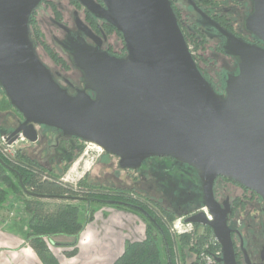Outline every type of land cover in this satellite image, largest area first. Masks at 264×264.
I'll list each match as a JSON object with an SVG mask.
<instances>
[{
	"label": "water",
	"instance_id": "water-1",
	"mask_svg": "<svg viewBox=\"0 0 264 264\" xmlns=\"http://www.w3.org/2000/svg\"><path fill=\"white\" fill-rule=\"evenodd\" d=\"M41 1L0 0V85L24 118L8 134L9 143L21 136L36 142L39 124L99 145L119 157L122 168L138 169L152 157L192 168L214 219L197 212L185 221L211 228L222 246L218 262L236 264L227 211L217 205L214 183L228 177L264 198V48L223 31L240 72L229 75L220 94L200 71L170 0H102L105 8L80 0L123 34L127 55L80 42L73 57L84 88L72 95L30 38V17ZM254 1L247 23L264 42V0ZM0 164L22 182L2 156Z\"/></svg>",
	"mask_w": 264,
	"mask_h": 264
},
{
	"label": "flooded vegetation",
	"instance_id": "flooded-vegetation-1",
	"mask_svg": "<svg viewBox=\"0 0 264 264\" xmlns=\"http://www.w3.org/2000/svg\"><path fill=\"white\" fill-rule=\"evenodd\" d=\"M93 1L105 8L102 0ZM170 1L184 36L187 32V34H194L201 38L215 41L221 53L233 60L231 71L223 73L218 79L220 84H225V88L229 75H237L240 70L239 57L226 50L229 42L223 31L251 45L264 48V42L250 30L247 23L255 10L254 0ZM42 5L51 8L54 12V15L51 16V23L54 27L51 36L55 46L62 53L59 54L50 46L49 49H51L53 57L51 54L44 53L42 55L40 51L38 52V48L42 43L40 41V32L34 25L38 22V9ZM66 13L71 14V20L65 18ZM29 32L37 56L50 69L54 79L72 95L77 94L84 88V73L77 67L73 57L77 47L80 46V42H84L88 46L98 48L100 52H106L115 57L127 55L123 34L104 18L90 11L80 0H68V6L65 8L63 7V0H42L31 14ZM44 57L49 58L53 66H49ZM57 63L61 65L59 66ZM197 65L214 87L215 83L206 70L198 62ZM65 67L66 69L73 67L78 72L79 80L74 81L69 78L64 71ZM217 92L220 93L219 91ZM23 121L24 118L19 122V125ZM39 126L44 125L35 124L37 131ZM54 129L58 131L57 142L66 137L82 140L78 137L64 135L61 130ZM21 138L22 136L18 140ZM31 160L36 161L34 159ZM40 164L45 167L42 163ZM198 190H200V193L196 192L192 197V201L197 207L193 213H205L203 208L206 205L201 182ZM214 197L217 205L227 211V224L231 229L236 264H264V198L257 192L224 176H218L215 180ZM202 202L204 204L200 206ZM208 211L212 219H214L209 208Z\"/></svg>",
	"mask_w": 264,
	"mask_h": 264
},
{
	"label": "rangeland",
	"instance_id": "rangeland-1",
	"mask_svg": "<svg viewBox=\"0 0 264 264\" xmlns=\"http://www.w3.org/2000/svg\"><path fill=\"white\" fill-rule=\"evenodd\" d=\"M68 6V0H63V7ZM54 12L51 8L42 5L38 9V22L35 26L40 32L41 45L38 48L40 54H51L52 49L59 54L60 49L55 46L52 39L54 27L51 23V16ZM71 14L66 13L65 18L71 20ZM188 45L198 64L206 70L207 74L215 83V89L225 93V84H220L218 79L223 73L231 71L233 60L221 53L215 41L201 38L198 35L185 33ZM53 51V50H52ZM53 57V55H52ZM49 66L52 61L44 57ZM59 66L60 63H57ZM67 76L74 81L79 80L78 72L73 67L64 69ZM84 81V79H83ZM23 116L15 109L6 96L0 85V140L8 136L17 128ZM39 139L31 142L24 136L11 146L5 145L3 155L7 160L17 159L18 156H25L42 163L45 168L75 188L79 184L83 187H98L108 190H135L142 197L152 200L155 204L169 209L176 217L169 222V229L173 222L180 218L184 220L197 208L193 201V194H196L200 179L197 173L190 167L169 157H152L147 159L138 169H126L119 165V157L107 153L99 148L100 146L76 138H62L57 142L58 131L52 127L39 126ZM7 149V150H6ZM79 162L76 171L73 166ZM87 166V167H86ZM78 172V173H77ZM70 175V176H69ZM0 186H4L0 181ZM31 196L24 193L18 195L9 192L7 199L0 205L1 212H5L9 218H21L19 213L25 210L24 200ZM51 205L62 202H71L82 207V220L88 221L94 216L96 209L106 208L99 203L88 204V202L70 199L47 200ZM26 220V218H24ZM197 232L204 229L194 226ZM170 232L178 239L179 235ZM62 240L63 238H59ZM50 244V242H48ZM74 248L71 247L70 250ZM179 262H181V251L178 244L175 246ZM188 261L194 260L195 254L186 250ZM182 264V263H181Z\"/></svg>",
	"mask_w": 264,
	"mask_h": 264
},
{
	"label": "trees",
	"instance_id": "trees-1",
	"mask_svg": "<svg viewBox=\"0 0 264 264\" xmlns=\"http://www.w3.org/2000/svg\"><path fill=\"white\" fill-rule=\"evenodd\" d=\"M0 156L20 172L22 179L21 182L17 174L9 172L0 164V181L4 185L0 186V205L7 199L9 192L18 195L26 193L31 196L30 199L24 200L27 214V230L24 236L43 264H61L50 249L48 242L53 241L56 236L66 235L75 238V242L68 245H76L85 226L80 205L71 202L51 205L46 202L54 199L80 200L88 204H108L112 207L129 209L144 219L146 222L145 239L127 241L123 253L112 264H177L176 244L182 253V264H199L197 247L192 244L191 235H180L177 239L170 232L169 222L176 217L174 212L142 197L135 190H106L91 186L83 187L80 184L78 188H75L65 182L61 175L54 174L28 157L18 156L17 159L7 160L1 152ZM23 186L29 192H25ZM197 193H200V190H197ZM203 204L202 202L200 206ZM139 207L144 208L157 223L153 222ZM207 229L209 232L212 231L209 227ZM199 241L201 243V240ZM186 250L195 254L194 260L188 261ZM76 252L77 249L74 247L73 250H66L65 254L73 256Z\"/></svg>",
	"mask_w": 264,
	"mask_h": 264
},
{
	"label": "crops",
	"instance_id": "crops-1",
	"mask_svg": "<svg viewBox=\"0 0 264 264\" xmlns=\"http://www.w3.org/2000/svg\"><path fill=\"white\" fill-rule=\"evenodd\" d=\"M27 218L26 211L19 213ZM0 210V264H43L35 250L25 239L26 220L7 218ZM146 237V222L137 213L123 208L106 206L96 209L85 222L76 245L72 236H56L49 247L61 264H112L124 251L127 241ZM59 238H63L60 240ZM76 247L73 256L66 250Z\"/></svg>",
	"mask_w": 264,
	"mask_h": 264
},
{
	"label": "built area",
	"instance_id": "built-area-1",
	"mask_svg": "<svg viewBox=\"0 0 264 264\" xmlns=\"http://www.w3.org/2000/svg\"><path fill=\"white\" fill-rule=\"evenodd\" d=\"M5 145L11 146L7 136H3L2 140H0V152L3 155H6L4 153ZM203 209L207 218L211 220L212 217L209 214L208 207L204 206ZM194 226L196 225L193 223H188L183 218H180L172 223L170 229H172V231L179 236L185 234L191 235L192 244H195L197 247V259L199 261V264H220L218 262V258L222 256V246L217 237L213 234L212 231H208L207 226H199L200 228L204 229L202 232H197L194 229ZM199 240H201V243ZM176 261L177 264H181V262H179L178 260V256Z\"/></svg>",
	"mask_w": 264,
	"mask_h": 264
},
{
	"label": "bare ground",
	"instance_id": "bare-ground-1",
	"mask_svg": "<svg viewBox=\"0 0 264 264\" xmlns=\"http://www.w3.org/2000/svg\"><path fill=\"white\" fill-rule=\"evenodd\" d=\"M101 149V147H99ZM79 164V162H76V164L73 166L72 171H76L77 169V165ZM87 167V166H86ZM78 173V172H77ZM70 176V175H69Z\"/></svg>",
	"mask_w": 264,
	"mask_h": 264
}]
</instances>
